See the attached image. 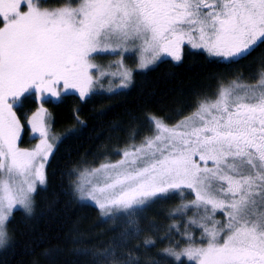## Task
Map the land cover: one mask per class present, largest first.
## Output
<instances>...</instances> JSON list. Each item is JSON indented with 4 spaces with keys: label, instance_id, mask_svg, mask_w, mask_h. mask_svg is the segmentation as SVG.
Listing matches in <instances>:
<instances>
[{
    "label": "snow or ice",
    "instance_id": "obj_1",
    "mask_svg": "<svg viewBox=\"0 0 264 264\" xmlns=\"http://www.w3.org/2000/svg\"><path fill=\"white\" fill-rule=\"evenodd\" d=\"M262 46L264 0H0V251L15 245L16 212L35 214L54 150L78 131L57 138L45 104L126 95L160 62L199 55L230 67ZM189 109L175 121L144 113L142 124L129 112L132 142L118 159L69 171L65 194L92 202L108 240L73 230L63 243L74 258L51 247L47 264H264V62L251 78L222 74ZM29 133L39 143L23 147Z\"/></svg>",
    "mask_w": 264,
    "mask_h": 264
},
{
    "label": "trees",
    "instance_id": "obj_2",
    "mask_svg": "<svg viewBox=\"0 0 264 264\" xmlns=\"http://www.w3.org/2000/svg\"><path fill=\"white\" fill-rule=\"evenodd\" d=\"M262 62L264 46L230 67L193 55L181 64L160 62L137 75L135 87L127 90L126 95L102 94L85 102L68 95L63 102L45 104L51 114L52 133L57 138L69 129L78 131L59 143L50 157L46 166L49 183L36 197L35 214L26 219L21 211L16 212L15 245L7 251H0V264H33L34 260L38 264H47L42 253L56 246L64 249L62 259L72 260L70 245L63 241L73 230H78L94 243L108 240L107 226L100 223L98 211L65 194L70 181L69 171L96 166L105 156L112 161L118 159L116 153L119 149L126 142H132L129 112L139 118L137 124H142L144 113L171 115L175 121L182 118L176 116L182 109L183 115L189 113V104L195 94L214 90L222 74L229 78L234 74L251 78ZM33 109L32 103L24 106V111L29 114ZM77 117L82 124L77 122ZM140 131L146 132V129L141 127ZM71 179L74 180L75 176ZM177 202L159 206L149 218L161 221L163 214Z\"/></svg>",
    "mask_w": 264,
    "mask_h": 264
},
{
    "label": "rangeland",
    "instance_id": "obj_3",
    "mask_svg": "<svg viewBox=\"0 0 264 264\" xmlns=\"http://www.w3.org/2000/svg\"><path fill=\"white\" fill-rule=\"evenodd\" d=\"M191 51H197V50H191ZM115 59H116L115 57H107V58L101 60L100 63L107 64L110 60H115ZM134 59H135L134 57H129V58L126 59V63L129 66L133 67V68H135ZM163 60H169V58L168 57H164ZM105 87H107V82L106 81H105ZM52 102L56 103L58 101L53 100ZM49 123H50V121H49ZM37 143H39V139L37 137H33V135L31 133H29V134H27V136L25 135V137H24V143L22 144V146L23 147H27V148H31V147H33ZM78 201L81 204H85V205H88V206H91V207L95 208L94 206H92V202H90L88 200H83V201L78 200Z\"/></svg>",
    "mask_w": 264,
    "mask_h": 264
}]
</instances>
